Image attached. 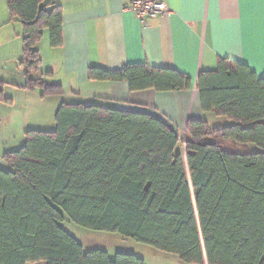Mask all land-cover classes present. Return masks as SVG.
Here are the masks:
<instances>
[{
  "label": "trees",
  "instance_id": "16d2710c",
  "mask_svg": "<svg viewBox=\"0 0 264 264\" xmlns=\"http://www.w3.org/2000/svg\"><path fill=\"white\" fill-rule=\"evenodd\" d=\"M22 27L23 90L62 97L39 72L37 44L62 46V13L46 0H7ZM93 82L125 83L130 93L189 90L174 70L127 65L92 68ZM4 83L0 82V102ZM202 112L231 124L191 119L178 130L143 113L61 103L52 131L29 130L0 169V264H145L132 254L84 252L61 224L118 235L183 264H264V74L218 59L200 73ZM183 144V152L176 148ZM243 147L231 153L223 145ZM249 145L259 152L250 153Z\"/></svg>",
  "mask_w": 264,
  "mask_h": 264
},
{
  "label": "crops",
  "instance_id": "0c3cea01",
  "mask_svg": "<svg viewBox=\"0 0 264 264\" xmlns=\"http://www.w3.org/2000/svg\"><path fill=\"white\" fill-rule=\"evenodd\" d=\"M46 1L61 10L62 46L51 48L48 32H43L36 46L41 66L34 76L50 73V81L61 86L62 97H49L55 112L66 103L143 113L178 130L185 140L189 120L205 121L209 126L223 120L200 109L196 89L200 73L214 71L218 59H227L243 64L259 78L264 74V0H165L171 13L145 26L123 13L124 0ZM22 38L21 25L9 20L7 0H0V82L6 85L4 90L25 83L20 67ZM127 65L177 71L191 80V87L179 92L130 93L125 83L88 79L92 68L116 71ZM117 249L109 250L105 244L95 248L111 259L119 253ZM148 252L152 264H183L175 256L153 249ZM138 257L150 264L149 258Z\"/></svg>",
  "mask_w": 264,
  "mask_h": 264
},
{
  "label": "rangeland",
  "instance_id": "374dc122",
  "mask_svg": "<svg viewBox=\"0 0 264 264\" xmlns=\"http://www.w3.org/2000/svg\"><path fill=\"white\" fill-rule=\"evenodd\" d=\"M6 86V85H5ZM4 86V87H5ZM3 87V88H4ZM2 97L9 100L8 103L0 102V169L9 171L3 156L5 154L19 150L24 144L25 133L29 130L52 131L55 128L54 113L55 109L51 105V98L41 97L39 89L23 90L18 85L4 90ZM66 102H72L66 100ZM218 122L210 123L212 128H223L226 126V119L222 118ZM184 141L183 137L181 136ZM223 147L231 153L246 152L238 145L225 144ZM183 144L176 148L177 152H183ZM250 153L259 152L257 148L249 145ZM67 232L76 236L79 242L84 245L85 251H93L99 244H105L109 250L118 248L117 252L122 254H132L135 256H145L148 262L152 259L148 254L151 248L138 244L130 239L122 238L114 234L97 233L82 229L68 221L61 224ZM114 235V236H113ZM115 239V240H111ZM121 239V240H120ZM150 264H152L150 262Z\"/></svg>",
  "mask_w": 264,
  "mask_h": 264
},
{
  "label": "built area",
  "instance_id": "2783aa9c",
  "mask_svg": "<svg viewBox=\"0 0 264 264\" xmlns=\"http://www.w3.org/2000/svg\"><path fill=\"white\" fill-rule=\"evenodd\" d=\"M123 13L133 15L141 25L171 13L165 0H124Z\"/></svg>",
  "mask_w": 264,
  "mask_h": 264
}]
</instances>
